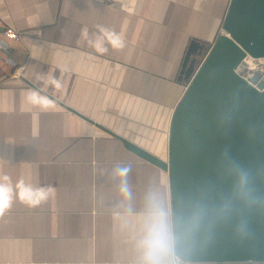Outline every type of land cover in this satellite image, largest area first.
<instances>
[{
  "label": "crops",
  "instance_id": "crops-1",
  "mask_svg": "<svg viewBox=\"0 0 264 264\" xmlns=\"http://www.w3.org/2000/svg\"><path fill=\"white\" fill-rule=\"evenodd\" d=\"M231 1L0 0V264H143L150 195L173 237L168 172L98 125L167 160L185 58L212 46Z\"/></svg>",
  "mask_w": 264,
  "mask_h": 264
},
{
  "label": "water",
  "instance_id": "water-1",
  "mask_svg": "<svg viewBox=\"0 0 264 264\" xmlns=\"http://www.w3.org/2000/svg\"><path fill=\"white\" fill-rule=\"evenodd\" d=\"M222 29L198 71L206 46L185 58L192 81L171 119L167 160L98 127L168 172L174 258L264 264V75L236 72L248 56L264 60V0H232Z\"/></svg>",
  "mask_w": 264,
  "mask_h": 264
},
{
  "label": "clouds",
  "instance_id": "clouds-1",
  "mask_svg": "<svg viewBox=\"0 0 264 264\" xmlns=\"http://www.w3.org/2000/svg\"><path fill=\"white\" fill-rule=\"evenodd\" d=\"M113 46L123 48L124 41L116 36ZM106 52L107 49H98ZM49 83L54 88H60L59 81L53 76ZM32 93H29V98ZM130 167H118L114 170V175L120 179V191L127 198L131 196V190L127 183V177ZM4 183H0V212H3L8 206L9 201L4 195L11 191L10 179L7 176L0 178ZM173 237L171 232V223L169 215L160 201L154 197H148V215L145 223V233L140 241V247L143 252V264H167V258L171 255Z\"/></svg>",
  "mask_w": 264,
  "mask_h": 264
},
{
  "label": "built area",
  "instance_id": "built-area-1",
  "mask_svg": "<svg viewBox=\"0 0 264 264\" xmlns=\"http://www.w3.org/2000/svg\"><path fill=\"white\" fill-rule=\"evenodd\" d=\"M222 34H225V33H224L223 29L221 28L220 31H219V33H218V35H222ZM17 40H18V39H17ZM212 46H213V44H212ZM212 46L210 47V50H211ZM5 48H6V45H5L2 41H0V51H2V50L5 49ZM210 50L208 51V53H206V54L204 55V58H202L200 64H199L198 67L196 68V71H198V69L200 68V66L202 65V63L205 61V59H206V57L208 56ZM248 58H251V57L248 56V57L243 61L242 65L239 67V69H237V71H236L238 75L242 76V77H243L244 79H246L247 81H249V79L252 77V76H251V77H250V76H247V73H246V70H245L246 63H247ZM252 59H253V58H252ZM259 61H262V64L260 65L262 71H261L260 73H261L262 75H264V60H259ZM13 66L17 67L15 64H13ZM25 70H26V67H25V66H19V67L17 68V72H19L20 75H23L24 72H25ZM191 81H192V79L189 80V83H188V85H187V88L189 87ZM187 88H186V89H187ZM173 264H183V263H182L181 261L177 260L176 258H174V260H173Z\"/></svg>",
  "mask_w": 264,
  "mask_h": 264
},
{
  "label": "bare ground",
  "instance_id": "bare-ground-1",
  "mask_svg": "<svg viewBox=\"0 0 264 264\" xmlns=\"http://www.w3.org/2000/svg\"><path fill=\"white\" fill-rule=\"evenodd\" d=\"M261 64H262V61L248 58L246 67H245L247 76L251 77L253 73L261 72L262 71L261 66H260Z\"/></svg>",
  "mask_w": 264,
  "mask_h": 264
},
{
  "label": "rangeland",
  "instance_id": "rangeland-1",
  "mask_svg": "<svg viewBox=\"0 0 264 264\" xmlns=\"http://www.w3.org/2000/svg\"><path fill=\"white\" fill-rule=\"evenodd\" d=\"M219 31H220V30H219ZM218 33H219V32H218ZM210 47H211V46L206 47V49H205V51H204V53H203V56H202L200 59H198L199 61H198L197 67H198V65L200 64L202 58H204V55H205L206 53H208V51L210 50ZM197 67H196V68H197ZM188 83H189V80L187 81V83H186V85H185V90H186V88H187Z\"/></svg>",
  "mask_w": 264,
  "mask_h": 264
}]
</instances>
